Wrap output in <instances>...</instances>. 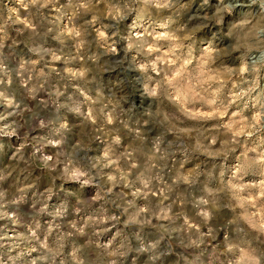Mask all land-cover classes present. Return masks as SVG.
Listing matches in <instances>:
<instances>
[{
    "label": "clouds",
    "instance_id": "1",
    "mask_svg": "<svg viewBox=\"0 0 264 264\" xmlns=\"http://www.w3.org/2000/svg\"><path fill=\"white\" fill-rule=\"evenodd\" d=\"M0 264H264V0H0Z\"/></svg>",
    "mask_w": 264,
    "mask_h": 264
}]
</instances>
